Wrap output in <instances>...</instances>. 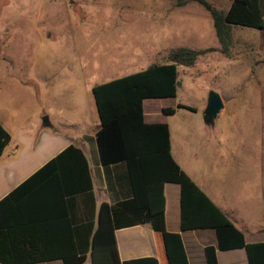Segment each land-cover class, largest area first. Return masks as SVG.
I'll return each mask as SVG.
<instances>
[{
	"label": "rangeland",
	"instance_id": "1",
	"mask_svg": "<svg viewBox=\"0 0 264 264\" xmlns=\"http://www.w3.org/2000/svg\"><path fill=\"white\" fill-rule=\"evenodd\" d=\"M207 1L222 10L229 4ZM259 34V29L234 25L229 51L223 52L210 13L195 0H0V55L7 54L0 56V80L9 74L11 82L0 105L8 104L17 119L33 114L48 90L33 83L38 74H51L48 80L55 86L49 97L61 98L84 94L149 63H166L172 48L212 47L192 66L177 67L175 103L195 110L177 107L169 123L181 164L201 172L208 187L215 178L239 180L250 174L241 165V146L264 147V79L252 69L257 62L255 41L264 42ZM149 37L155 46L169 50L150 52L151 60L139 67L126 65L132 42ZM7 57L12 59H2ZM209 91L223 101L213 124L203 117ZM46 101L52 108L54 102ZM234 186L236 202L241 203L248 190Z\"/></svg>",
	"mask_w": 264,
	"mask_h": 264
},
{
	"label": "trees",
	"instance_id": "2",
	"mask_svg": "<svg viewBox=\"0 0 264 264\" xmlns=\"http://www.w3.org/2000/svg\"><path fill=\"white\" fill-rule=\"evenodd\" d=\"M195 1L210 13L223 52H228L232 43V26L264 27V0H230L226 10L207 0ZM212 50L178 46L169 50L166 63L154 62L143 70L92 87L100 121L95 135L100 163L107 174L111 166L124 165L130 196L102 202L92 246L79 247L69 217L68 197L77 191L91 192L92 185L89 176L86 185L74 176L70 165L55 172L54 162L63 156L73 153L83 158L79 148L66 147L0 199V264L52 259L84 264L89 251L91 264H136L148 259L119 263L114 230L144 222H149L160 237L165 264H188L180 234L165 229L166 182L180 186L181 230L211 228L215 232L216 245L204 247L205 264H218L216 249L234 248L245 249L248 264H264V241H245L243 232L173 159L168 125L147 123L143 117L145 99L176 96L178 66H192L199 55ZM176 107L195 110L184 104ZM161 111L169 115L175 108L163 107ZM9 139L0 125V154Z\"/></svg>",
	"mask_w": 264,
	"mask_h": 264
},
{
	"label": "crops",
	"instance_id": "3",
	"mask_svg": "<svg viewBox=\"0 0 264 264\" xmlns=\"http://www.w3.org/2000/svg\"><path fill=\"white\" fill-rule=\"evenodd\" d=\"M227 7L223 10H226ZM259 30V35L263 37L264 27ZM136 38L133 37L134 40ZM118 39L116 38V40ZM255 42L257 62L253 64L254 68L252 69L257 71V78L264 79V42L260 38L259 41L257 38ZM131 46H133L130 48L131 60L126 61L128 62L126 65L132 63L134 68L149 62L152 58L150 52L156 54L162 50H169L164 46H155L150 37L147 41L132 42ZM2 59L11 60L12 58ZM18 70L20 74H23L22 68L19 67ZM16 74L14 75L16 76ZM8 76L9 74L5 81L0 80V97L7 96L5 89L7 85L10 88L11 84L7 81ZM50 76V73L45 77L38 74L36 79L32 78L35 85L40 87V83H42L41 87L48 89L46 91L48 98L45 97L48 102H54L52 108H48L45 99L41 103L39 102L40 105L29 117L27 115L17 119L15 111L8 104L0 105V125L10 135L9 142L0 154V199L66 147L73 145L79 148L83 158L78 154L71 153L56 160L54 165L55 172H58L63 165H70L74 176L80 178L85 185L87 177H90L91 192L88 189L77 191L68 197L69 217L76 232L77 245L90 248L92 246V233L98 225L100 204L130 196V186L126 179V170L123 164L111 166L107 174L100 163L95 139L100 121L92 94L93 86L90 91L86 89L84 94L75 93L61 98H52L49 95L55 83L48 80ZM176 106L175 97L145 99L143 101L144 121L147 123L164 122L168 125L171 155L180 168L243 232L246 242H263L264 147L258 149L246 144L244 147L241 146L242 151H244L241 165L250 174L243 175L239 180L233 177L215 178L212 181L213 187H208L206 182L204 183L200 178L201 172L189 171L181 164L177 140L173 138L169 123V117H174L178 113ZM163 107H174L175 112L165 115L161 111ZM235 184H242L241 190H248L244 191L241 203L236 202L237 188L234 186ZM163 195L165 199V229L168 232L180 234L188 264H205L204 247L217 243L214 230L211 228L181 230L179 184L166 182L163 186ZM114 238L119 263L148 259L136 264H155L151 260L154 259L158 264H165L160 237L154 232L149 222L117 228L114 230ZM216 258L218 264H248L244 248L216 249ZM29 264H63V262L61 259H52ZM84 264H91L90 251L87 252Z\"/></svg>",
	"mask_w": 264,
	"mask_h": 264
},
{
	"label": "water",
	"instance_id": "4",
	"mask_svg": "<svg viewBox=\"0 0 264 264\" xmlns=\"http://www.w3.org/2000/svg\"><path fill=\"white\" fill-rule=\"evenodd\" d=\"M222 107L223 101L220 95L215 91H209L206 99V106L203 112V117L206 118V122L213 124Z\"/></svg>",
	"mask_w": 264,
	"mask_h": 264
}]
</instances>
